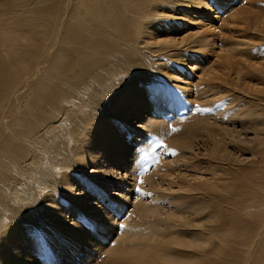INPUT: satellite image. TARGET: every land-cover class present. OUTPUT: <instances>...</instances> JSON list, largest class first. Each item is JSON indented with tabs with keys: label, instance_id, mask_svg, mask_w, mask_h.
Returning a JSON list of instances; mask_svg holds the SVG:
<instances>
[{
	"label": "rangeland",
	"instance_id": "374dc122",
	"mask_svg": "<svg viewBox=\"0 0 264 264\" xmlns=\"http://www.w3.org/2000/svg\"><path fill=\"white\" fill-rule=\"evenodd\" d=\"M165 5V9L160 6L159 15L141 29L140 44L127 53L133 63L126 61L125 64H134L137 69L123 72L122 81L119 75L113 78L121 83V89L131 90V96H122L120 100L114 97L116 102L104 105L106 127L112 126V131L121 139L118 146L113 144V150L103 148L106 153L100 157L105 161L103 171L111 176L96 177L89 173L91 164L79 163L76 158L79 135L71 140L67 158L62 149L70 166L65 174L71 185L65 181L66 177L62 184L60 170L45 173L56 182L49 191L60 208L59 215L63 213V217L67 216L65 219L84 227L96 223L86 218L87 202H102L111 216L105 235L89 239H94L96 247L92 248V243L88 245L87 248L92 249L88 248L83 257L78 254L74 264H105L113 260H132L136 264L135 259L144 255L146 247L154 245L153 232L164 239L178 237L180 241L175 238L179 242L175 247L179 250H174L176 253L172 256L175 260L180 259L178 253L191 250L196 254L195 260L202 258L201 264L223 259L222 254H227L224 258L228 264H244L246 257L251 264L255 261L251 257L264 238V0H228L223 7L217 6L214 0H180V5L172 10L168 1ZM246 17L256 23L249 25L239 21ZM206 29L210 30L213 41L205 47L201 44ZM109 34L104 35L108 37L105 38L107 46L117 43L124 48L121 37L117 36L121 38L119 42L115 34ZM143 42L165 48L161 52L148 50ZM64 47L63 44L61 49ZM218 49L230 53L233 68H223L222 63L214 62L213 53ZM115 58L116 55L105 56L101 62ZM118 65L122 64H108L101 67V71L105 73ZM8 70L7 65L3 73ZM210 75L213 78H209ZM14 110L15 107L10 106L6 118L8 130L11 125L15 127ZM94 124L92 120L91 125ZM115 126L118 130H114ZM14 130H18L17 126ZM246 137L252 139L247 141ZM195 176L206 179L200 185L202 191L188 193L168 186L169 181L179 185L181 179ZM105 181H108L107 188L102 186ZM66 185L76 198L65 190ZM196 186L199 185L190 184L191 188ZM117 190L125 192L122 211L117 205L119 202L111 198ZM14 207H7L6 225L9 227L10 218L19 221L18 233L30 243L32 240V259L36 264H62V252L58 251L62 244L57 242V237L55 243H51L52 236L46 231L51 226L54 228V223L45 217V210L43 214L35 205L28 217L23 218L19 212L12 217ZM188 215L197 216L195 226L189 225ZM257 227L262 228L259 229L262 233L258 231V234ZM0 230L1 234L2 227ZM131 233L135 236L129 237ZM116 238L123 247H116ZM7 240L8 237L5 241L9 243ZM2 243L0 237V251L4 250ZM194 244L193 251L191 248L184 251L185 246ZM20 261L18 258L14 264ZM190 261L184 258L175 263L189 264Z\"/></svg>",
	"mask_w": 264,
	"mask_h": 264
},
{
	"label": "bare ground",
	"instance_id": "6f19581e",
	"mask_svg": "<svg viewBox=\"0 0 264 264\" xmlns=\"http://www.w3.org/2000/svg\"><path fill=\"white\" fill-rule=\"evenodd\" d=\"M166 1L170 3L171 10L180 5V0H0V104H2L0 107L2 111L0 112V228L2 227L0 237L4 247V250L0 251V264H4L5 260L14 264V260L18 258L21 259L19 264H36V261L32 259V240L30 243L18 233L19 221L10 218L8 219L9 227L6 225V210L10 206L11 208L15 206L14 209H16L14 214L11 213L12 217L18 212L23 218L28 217L30 209H35V205L41 208L43 214L45 212V217L49 221L52 220V224L54 223V228L50 225L53 229L50 227L46 231L48 236H52L53 242L51 243H55L57 237V242L62 244L58 247V251L62 252L60 259L62 264H74L78 254L83 257L82 254L88 248L96 247L94 239L89 240L91 236L103 237L105 235L108 229L107 224L111 222L108 218L111 216L102 202L92 204L87 202L89 209L86 212V218L94 219L93 222L96 221L93 224L90 222L92 224L90 227H84L71 219H65L67 216L63 217V213L59 215L60 208L52 199L54 197L52 192L49 191V188H53L56 182L52 176L47 175V177L45 173L48 174L49 170L58 173L60 170L58 174L61 182L63 181L62 184L65 183V177V181L68 180L65 169L70 166L67 163L68 159L65 160L64 156L66 155L67 158V149L71 140L73 138L76 140V136L79 135L77 145L80 147L78 146L79 150H76L79 163L81 165L91 164L92 169L89 173L96 177H104L103 174L111 176V173L103 171L105 161L100 157L106 153L103 152V148L108 147V150H113V144L118 146L121 139L115 131H112V126L106 127L104 105L107 102H116L115 99L120 100L122 96H131V90L121 89V83H117V79L113 78L119 75L122 81L123 72L129 70L133 72L135 68L137 69L134 64H131L133 62L128 60L127 53L140 44L141 29L144 30L159 15L157 9L160 6L162 10L165 9ZM214 1L219 7L225 6L228 2V0ZM185 6L192 8L189 4ZM239 21L249 25L256 23L248 17ZM209 31L206 29L202 34V46L206 47L207 43L212 40ZM109 33L115 34L116 38L121 37L124 41L122 44L124 48L118 47L117 43L113 47L107 46L105 40L108 37L104 35H110ZM120 39L117 41L120 42ZM63 44L65 47L61 49ZM142 44L148 50L153 48L158 52L165 48L155 45L156 43L143 42ZM168 52H166L167 56L170 55ZM113 55H116L115 59L101 62L103 57ZM213 57L216 64H223V68L234 66L228 51L218 49L214 51ZM126 61L131 62L130 65L125 64ZM111 63L122 65L103 73L101 67ZM7 65L9 70L3 73ZM127 66L129 68L133 66L134 69H129ZM37 73H39L38 78L35 77ZM209 78L213 76L210 75ZM16 82L21 84L18 86ZM123 100L127 102L125 98ZM10 106L15 107L13 126H17V131L12 125L9 126V130L7 129L6 118ZM92 120L95 121L93 126L91 125ZM114 130H118L116 126ZM245 139L249 141L252 138L246 137ZM97 143L102 148L98 147ZM62 149H65V155ZM204 180L206 179L201 176L188 177L181 179L179 185L169 181L168 186L170 189L190 193L191 191H202L203 188L200 185L204 184ZM191 183L199 186L191 188ZM34 184L35 188H33ZM181 184L187 186L186 190V186L183 187ZM69 185L64 187L65 190L76 198L70 191ZM107 185L108 181L102 183L104 188H107ZM118 191L120 190L113 192L111 198L119 202L117 205L121 210L126 200L125 192L124 190H121V193ZM36 196L40 198L37 199ZM119 209L114 208L113 210L120 211ZM193 210L198 212L195 208ZM196 213L195 215L199 214ZM189 217L191 219L188 221L189 225L195 226L194 218L197 216ZM32 221H35V218H32ZM94 224L96 227L91 229ZM256 229L257 232L259 229L262 230L261 227ZM55 230L59 234H56ZM128 236L135 235L131 233ZM151 236L155 241L154 245L146 247L143 251L144 255L135 259L136 264H180L175 262H180L184 258L191 259L189 264L199 262L201 264L202 258L195 260L196 254L193 251L195 244L185 246L184 250L191 248L193 252L187 250L188 252L185 253L180 250L183 253H178L180 259L175 260L172 256L176 250H179L175 247L179 244L175 241L178 237L171 236L164 239L154 232ZM7 237L9 243L5 241ZM117 238L116 247H123L124 245ZM19 240H21L20 243ZM251 242L253 244V241ZM203 243L204 241L201 245ZM260 243L258 251L251 257V260L255 259L254 262H250L251 264H264V238ZM90 244L92 248L91 246L87 248ZM21 246L23 248L20 250ZM233 248H235L234 245ZM226 255L222 254L223 259L212 260L211 264H228L224 258ZM243 263H247V257L243 259ZM105 264L135 263L132 260L128 262L113 260Z\"/></svg>",
	"mask_w": 264,
	"mask_h": 264
}]
</instances>
